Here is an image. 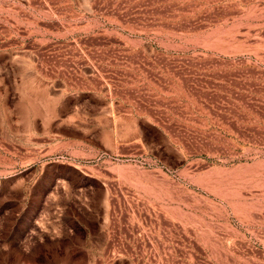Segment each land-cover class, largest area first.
Listing matches in <instances>:
<instances>
[{
    "label": "rangeland",
    "instance_id": "rangeland-1",
    "mask_svg": "<svg viewBox=\"0 0 264 264\" xmlns=\"http://www.w3.org/2000/svg\"><path fill=\"white\" fill-rule=\"evenodd\" d=\"M0 264H264V0H0Z\"/></svg>",
    "mask_w": 264,
    "mask_h": 264
}]
</instances>
